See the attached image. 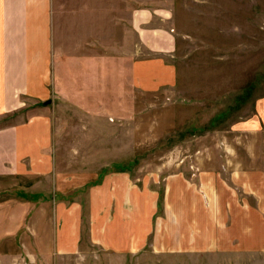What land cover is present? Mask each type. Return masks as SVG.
I'll use <instances>...</instances> for the list:
<instances>
[{"label":"rangeland","instance_id":"rangeland-1","mask_svg":"<svg viewBox=\"0 0 264 264\" xmlns=\"http://www.w3.org/2000/svg\"><path fill=\"white\" fill-rule=\"evenodd\" d=\"M138 3L152 14L165 12L167 20L160 22V15L153 14L151 26L174 37L173 51L135 55L132 75L130 63H117L116 93L111 102L102 95L98 109H80L77 95L47 107L57 170L71 179L126 173L140 197V191L148 194L151 230L146 243L128 253L91 247L85 218L80 253L38 256L48 264H264L263 254L233 252L235 248L220 247L221 237L205 235L208 227L210 236L219 233L211 230L216 210L207 204L208 197L229 196L216 183L240 197L237 173H264V0H135L137 8ZM72 64L62 70L76 74ZM173 178H180L185 189L192 187L198 198L192 236L186 230L176 236L165 226L172 224L164 210L171 197L165 187ZM22 186V193H28ZM43 193L49 198L53 191ZM78 194L67 201L77 200ZM83 211L85 215V207ZM159 225L166 231L164 244L193 240L194 248H156ZM241 241L235 232L232 243ZM23 258V264H30L28 256Z\"/></svg>","mask_w":264,"mask_h":264},{"label":"crops","instance_id":"crops-1","mask_svg":"<svg viewBox=\"0 0 264 264\" xmlns=\"http://www.w3.org/2000/svg\"><path fill=\"white\" fill-rule=\"evenodd\" d=\"M138 5L135 0H0V264H23L24 255L30 264H48L38 255L80 253L85 218L91 247L128 253L145 245L151 230L148 194L140 191V197L126 173L71 179L57 170L47 107L77 95L80 109H98L102 95L111 102L116 93L117 63H130L132 75L135 55L173 51L174 37L151 26L153 14L165 22V12L152 14ZM71 63L76 74L62 70ZM240 171L234 183L242 196L234 197L217 182L229 196L208 197L207 204L216 210L211 230L219 233L210 236L208 227L205 235L221 237V248L264 255V173ZM22 185L28 193H22ZM185 187L180 178L165 187L171 197L164 211L172 221L165 226L176 236L181 230L195 233L199 212L192 187ZM50 188L48 198L43 192ZM76 193L77 200L67 201ZM159 227L156 248H194L193 240L175 245L168 239L164 244L166 231ZM235 232L243 239L237 245L232 243Z\"/></svg>","mask_w":264,"mask_h":264}]
</instances>
